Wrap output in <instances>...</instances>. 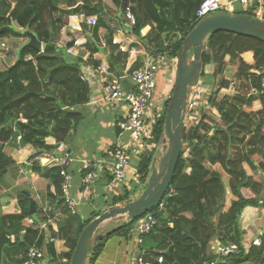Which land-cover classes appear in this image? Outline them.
<instances>
[{
    "label": "trees",
    "instance_id": "obj_1",
    "mask_svg": "<svg viewBox=\"0 0 264 264\" xmlns=\"http://www.w3.org/2000/svg\"><path fill=\"white\" fill-rule=\"evenodd\" d=\"M203 1L0 0V184L15 164L4 149L20 133L21 145L36 149L29 164L47 180L54 206L65 218L60 227L67 251L58 255L49 246L50 264H70L84 228L102 213L94 211L89 218L71 213L62 197L64 166L60 160H53L60 144L66 143L82 122L79 108L91 101V87L82 73L83 66L91 63L99 67L93 56L102 52L110 67L120 73L129 60L130 53H123L114 45L113 32H108L107 48L97 44L100 29L109 28L106 20L123 26L122 15L130 6L136 16L133 34L140 41L137 49H144L153 57L178 59L183 40L200 22L196 12ZM78 13L98 18L87 39V61L68 52L79 46L75 41L85 38L86 32L77 31L75 41L60 43L69 16ZM233 14L244 13L236 10ZM25 31L43 43L42 50L29 46L31 38ZM249 51L255 55L254 67L241 57ZM202 57L203 69L211 65L214 78L223 76L227 69L231 71L230 78L221 79L220 86L198 110L196 123L185 129L181 157L164 208L152 211L157 222L149 234L141 236L138 259L153 264H159V257L164 258L161 264H206L215 258L211 246L218 240L237 246V252L222 258L219 264H264V235L260 246L251 244L247 248L241 226L246 208L264 209V96L252 92L260 89L261 77L252 70L264 68V42L215 31L208 37ZM141 66L138 59L130 72ZM232 87L234 96H221L222 90ZM169 103L170 98L166 110ZM165 117L166 111L157 121L148 144L160 143ZM10 120L15 121L14 128L8 126ZM49 138L56 143L48 144ZM155 152L153 148L140 157L137 175L144 189ZM138 187L135 184L131 190L125 188L113 197L110 207L131 202ZM19 203L21 219L38 220L42 215L38 208L36 213H29L31 197L27 192L21 194ZM133 226L134 221L122 223L108 232L96 243L89 264H96L112 238L132 240ZM26 237V242L19 238L12 242L0 230V264H19L33 242L44 241L39 226L31 228Z\"/></svg>",
    "mask_w": 264,
    "mask_h": 264
},
{
    "label": "crops",
    "instance_id": "obj_2",
    "mask_svg": "<svg viewBox=\"0 0 264 264\" xmlns=\"http://www.w3.org/2000/svg\"><path fill=\"white\" fill-rule=\"evenodd\" d=\"M240 8L241 5L236 4L235 11ZM245 10L252 11V13L255 14L254 17H262V19H264V0L253 1L249 8H245ZM259 11L263 12L262 16L259 15ZM92 29L93 27H88L87 25L83 27V31L86 32V36L81 39L80 45L75 48V56H81L85 61L88 60L90 55V52L88 51L89 48L87 46V39L91 38ZM108 32H110L109 28L100 29L98 34V40L100 41H97L98 45H101V40H104V37ZM63 33L69 36L67 37V43L71 42L73 39L75 41L74 32L70 31L69 28H66ZM114 36H117L118 39L122 40L123 44L127 46L129 51L132 50L129 52L130 57L123 70H129L138 59L145 64L149 58H153V56L146 50L137 49L136 46L140 45V41L135 35L118 36L116 32L113 31V38ZM241 57L250 66H255V55L252 51L244 53ZM93 59L100 63L99 66L102 64H109L106 54L102 52L95 54ZM167 60L171 63L173 70L175 69L174 74L177 75L178 59H170L167 57ZM88 67H93V64L89 63L88 65H84L82 70L86 71ZM227 70L224 74H226ZM255 70L256 69L252 70V73ZM205 73L208 77L207 81L211 80V82H214L216 80V78L212 76L211 65L204 69V75ZM222 78L228 79V77ZM222 78L220 76L219 82ZM88 79L89 81L92 80L91 83L93 84V90L91 91L92 101V99L98 98L101 95L102 85L100 82L93 80V74L91 72H88ZM124 83L128 91L130 89L129 79L127 81L125 80ZM170 86L171 85L168 83L167 77L161 73L159 78V96H166L167 98H170L167 95L168 90L173 87L172 86L170 88ZM214 86H216L215 83ZM231 92V90L222 91V93H225L223 95H231ZM79 109L83 113V120L78 129L70 135L65 144L66 147L72 151L74 156V161L69 167V174L72 180L70 193L78 205V214L81 216L84 215V217L82 216L83 218H89L94 211H102L103 213L112 208L110 207V204L114 196L123 192V190L125 188L127 189L128 186L129 188H133L135 184H138V179L135 177L137 168H131L127 178L128 183L125 185L121 184L117 190L114 188L113 178L107 170L99 172V177L93 184H85L84 177L86 173L83 168L84 162H93L95 160L105 158L106 152L112 146L118 144L119 142L124 143L128 140L127 136L122 135L116 126L117 120L125 113L126 107L123 104L115 106L114 108L107 104H99L98 106H95L89 102L88 104L81 106ZM8 126L14 128L15 121H8ZM82 126L85 127L83 136L78 138L80 141H74L73 137ZM47 143L54 145L56 141L53 138H49ZM75 146L79 147V149H77L78 151H75ZM20 148L24 149L22 153H19ZM147 151L151 150L147 149L138 154H132L135 159L133 162L139 164L141 155ZM4 152L14 160L15 164L9 168L2 184H0V230L5 231L9 235L12 242L18 238L20 241L26 242V235L31 229V226L29 223V217L25 219L20 218L22 213L21 205L19 203L21 194L27 192L31 197V200L35 201L37 208L42 211L46 206L54 205V196L53 192L51 193L48 189L47 180L37 175L29 164L31 156L36 152V149H34L32 145H21L17 141H11L5 147ZM61 156L62 153H55L56 158ZM139 186L143 185L139 183ZM18 217L20 218L19 222L16 219ZM262 217H264V209L248 207L244 210L241 218L242 230L245 233L244 243L245 241H249L248 238L251 231L258 223L261 222ZM64 221L65 218H63V222L61 224H63ZM262 229L264 228L262 227ZM258 239L260 238L254 237L250 242L253 244V242ZM53 247L58 255L67 251L66 246L62 242H59L57 246ZM138 257V242L135 243L133 240L127 241L124 238L115 237L108 241L96 264H138ZM51 260L52 257L49 255L43 264H50Z\"/></svg>",
    "mask_w": 264,
    "mask_h": 264
},
{
    "label": "built area",
    "instance_id": "obj_3",
    "mask_svg": "<svg viewBox=\"0 0 264 264\" xmlns=\"http://www.w3.org/2000/svg\"><path fill=\"white\" fill-rule=\"evenodd\" d=\"M131 1V0H125ZM255 0H204L196 12L197 21H201L205 16L217 12H230L233 14L236 4H240L244 9ZM263 12L259 11L262 16ZM122 18L124 19L123 26H113L114 31L119 36L134 35L133 30L136 26V16L130 6L124 11ZM262 18V17H261ZM98 21L96 16L88 17L83 13L73 14L69 16V28L72 32L83 31V27H94ZM114 45L118 46L119 50L123 53H129L127 46L123 41L118 39L117 36L113 38ZM101 46L107 48L108 44L102 40ZM80 45V43L76 44ZM74 49L68 52L74 54ZM134 51V50H133ZM171 62V61H170ZM173 62V61H172ZM131 69V68H130ZM129 70H122L118 73L112 70L109 64H102L99 67H88L82 70L84 78L89 82L91 91L93 90L92 80L88 79V72L93 74V80L100 82L102 85V93L98 98L92 99L91 104L98 106L99 104H107L112 108L123 104L126 107L125 113L119 117L116 126L122 135L127 136L128 140L124 143L119 142L106 152V157L93 162H84V171L87 173L84 177V182L87 185L93 184L99 177V172L107 170L114 183V188H119L120 185L128 183L127 178L129 175V167L131 164V154H138L143 150H152L153 145L148 144L147 141L152 136L157 121L162 117L166 111L167 98L166 96H159V78L162 75L167 77L168 83L171 82L174 70L171 63L167 60L165 55H158L149 58L143 66L130 72ZM177 69V68H176ZM261 77L260 89H253L252 92L264 96V68L253 71ZM130 82V89L124 81ZM170 84V83H169ZM232 91L231 89H224L222 91ZM212 91H208L203 86L199 87V82L191 87L188 98V114L187 117L195 116L205 104L203 102V95L207 94V98L211 96ZM236 93V92H235ZM186 117V119H187ZM16 141L21 144L22 136L19 133ZM24 151L23 148L19 149V153ZM62 153L61 157L56 158L55 153ZM54 153L53 160H60L63 164L61 175L62 182V197L72 214L78 213V205L72 198L71 190V176L69 174V167L74 161L71 151L66 147L65 143L60 144L57 151ZM143 155V154H142ZM141 155V156H142ZM135 177L140 183L137 173ZM132 188L128 186V190ZM160 210L164 208V200L160 203ZM59 209L53 206H46L40 218H29L31 228L39 226L40 231L44 235L43 243L33 242L31 248L26 255L21 258L19 264H43L47 257L50 255L49 246H57L59 242L65 245V241L61 238V223L63 216L59 214ZM156 218L153 213H149L137 220L132 231L138 236V244L143 235L149 234L156 225ZM12 241V240H11ZM260 239L255 240L253 245L260 246ZM248 248V247H247ZM212 254L215 257L213 261L206 264H219L222 258L237 252V246L232 242H220L215 240L211 246ZM157 262L161 264L164 261L163 257L156 258ZM138 264H153L143 262V259H138Z\"/></svg>",
    "mask_w": 264,
    "mask_h": 264
},
{
    "label": "water",
    "instance_id": "obj_4",
    "mask_svg": "<svg viewBox=\"0 0 264 264\" xmlns=\"http://www.w3.org/2000/svg\"><path fill=\"white\" fill-rule=\"evenodd\" d=\"M215 31H225L264 42V19L249 14L220 12L205 16L186 36L178 58L174 91L166 112L160 146L156 149L146 188L136 200L124 206L112 207L94 218L84 228L70 264H89L96 243L106 236L100 234L105 223L120 217L126 218L123 224L138 220L152 213L166 198L183 149L191 87L200 81L204 68L202 55L205 43ZM24 33L31 38L29 46L43 49V43L33 33ZM36 211V203L31 200L29 213L32 215Z\"/></svg>",
    "mask_w": 264,
    "mask_h": 264
},
{
    "label": "rangeland",
    "instance_id": "obj_5",
    "mask_svg": "<svg viewBox=\"0 0 264 264\" xmlns=\"http://www.w3.org/2000/svg\"><path fill=\"white\" fill-rule=\"evenodd\" d=\"M239 11L240 12H242V13H244V14H252V11H247V10H245L242 6H241V8L239 9ZM218 13H220V12H217V13H214V14H218ZM250 14V15H251ZM106 22H107V25H108V27L110 28V32H113L114 31V29H113V26H117L118 25V22H116L115 20H113V21H111V20H106ZM65 31V30H64ZM71 31V30H70ZM106 34V33H105ZM108 33L105 35V37H104V41L106 42V43H108ZM67 37H69L68 35H65V33H63L62 34V38H61V40H60V43L61 44H63V45H66V43H67ZM74 40V39H73ZM100 41V40H99ZM102 41V40H101ZM78 43H80V40H76V44H78ZM74 54H75V52H74ZM191 56H192V53L190 54ZM191 56H190V58H191ZM210 68V67H209ZM209 68H208V71H209ZM204 70V69H203ZM208 74H209V72H208ZM230 70L228 69L227 70V72H226V74H224L223 76H221V78L222 77H228V78H230ZM207 75H206V73H205V75L204 76H201V78H200V81H199V87H201V86H203L205 89H207L208 91H214V90H216L217 89V87L218 86H220V82H219V80H220V76L219 77H217L216 78V80L214 81V82H211V80H208L207 81ZM176 79V74H174V76H173V78H172V80H171V82H169L170 83V88L173 86V84H174V82L176 81L175 80ZM214 83H215V85L216 86H214ZM175 85V84H174ZM173 91H174V87L172 88V89H169L168 90V96L170 97V101H171V98H172V95H173ZM163 93V92H162ZM161 93V94H162ZM223 94H225V93H222L221 92V96L223 95ZM231 94V96H234L236 93L235 92H231L230 93ZM207 94H204L203 95V102H206L207 101ZM170 104V103H169ZM169 106V105H168ZM168 109V108H167ZM166 112H167V110H166ZM199 113H200V111H199ZM198 117H199V115L198 114H196L195 116H192V117H187V119H186V128H190L191 126H193L195 123H196V121L198 120ZM85 131V127L84 126H82L80 129H79V131L77 132V134L73 137V139H74V141H80L78 138H81L82 136H83V132ZM118 131H120L119 129H118ZM154 146V148L155 149H157L159 146H160V143L159 144H155V145H153ZM76 148V150L75 151H78L77 149H79V147H77V146H75ZM184 148H185V157H188V154H189V150H188V147H187V145H185L184 146ZM133 159V160H132ZM133 161H135V159L133 158V155L131 154V164H130V167H129V170H131V168H138V164L136 163V162H133ZM150 175H151V172H150ZM149 175V176H150ZM149 179V178H148ZM225 183L227 184V181H225ZM147 184H148V180L146 181V183H145V185L147 186ZM143 191H144V186H139L138 187V190H137V192H136V194L135 195H133V197H132V201H134V200H136L137 198H139L140 196H141V194L143 193ZM229 199H230V192L228 193V196H227V201L229 202ZM125 204H127L126 202H124V203H121V204H119L118 206H124ZM83 217H84V215H82ZM17 219V221L19 222V220H20V218L18 217V218H16ZM126 218L125 217H120V218H117V219H115V220H112V221H110V222H107V223H105L102 227H101V229H100V234H107L108 232H110L112 229H114L115 227H118V226H120L123 222H124V220H125ZM137 223V221L135 220L134 221V226H135V224ZM133 226V227H134ZM244 226H245V223H244ZM262 227L264 228V217H262L261 218V222L260 223H258L257 224V226H255L254 228H253V230L251 231V234L249 235V238H248V240L249 241H245V245H246V247H249L251 244H252V242H250V241H252V239L254 238V237H258V238H261V236H263V234H264V229H262ZM115 238V237H114ZM132 240H133V242H138V236H137V234L135 233V232H133L132 233ZM153 258V260L155 259L154 257H152Z\"/></svg>",
    "mask_w": 264,
    "mask_h": 264
}]
</instances>
